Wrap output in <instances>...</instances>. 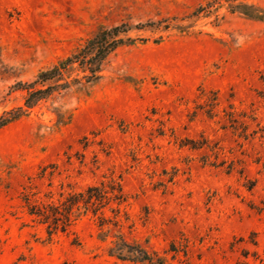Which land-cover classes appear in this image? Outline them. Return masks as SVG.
<instances>
[{"label":"rangeland","instance_id":"rangeland-1","mask_svg":"<svg viewBox=\"0 0 264 264\" xmlns=\"http://www.w3.org/2000/svg\"><path fill=\"white\" fill-rule=\"evenodd\" d=\"M122 24L101 78L0 129V264H264V0H0V116ZM111 180L52 236L22 200Z\"/></svg>","mask_w":264,"mask_h":264},{"label":"trees","instance_id":"trees-1","mask_svg":"<svg viewBox=\"0 0 264 264\" xmlns=\"http://www.w3.org/2000/svg\"><path fill=\"white\" fill-rule=\"evenodd\" d=\"M239 11L260 17L258 14ZM144 27L146 24L135 26L137 29ZM132 28L131 25L122 24L102 29L87 39L75 52L41 70L34 79L19 82L16 87L25 91L24 104L0 116V129L27 115L42 100L48 99L59 90H66L73 85L96 82L102 77L104 63L109 55L129 41L130 38H127L125 34ZM33 195L26 190L23 192L24 207L34 222L46 226L49 236L59 231L68 232L82 213L92 211L97 214L110 199L119 202L125 199L121 183L114 180L108 184L102 181L82 191L71 190L61 193V198L57 202L32 198ZM142 259L149 260L150 258L146 253Z\"/></svg>","mask_w":264,"mask_h":264}]
</instances>
